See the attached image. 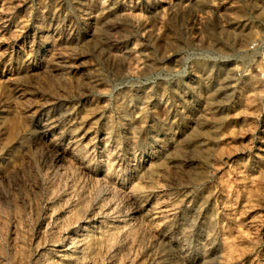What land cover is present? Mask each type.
<instances>
[{
	"label": "rangeland",
	"instance_id": "rangeland-1",
	"mask_svg": "<svg viewBox=\"0 0 264 264\" xmlns=\"http://www.w3.org/2000/svg\"><path fill=\"white\" fill-rule=\"evenodd\" d=\"M0 264H264V0H0Z\"/></svg>",
	"mask_w": 264,
	"mask_h": 264
}]
</instances>
